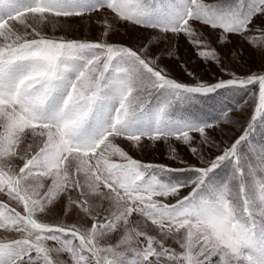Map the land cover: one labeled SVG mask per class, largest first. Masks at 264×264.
<instances>
[{
    "label": "snow or ice",
    "instance_id": "obj_1",
    "mask_svg": "<svg viewBox=\"0 0 264 264\" xmlns=\"http://www.w3.org/2000/svg\"><path fill=\"white\" fill-rule=\"evenodd\" d=\"M94 16L101 39L44 31ZM118 26L151 30L168 52L182 36L222 71L219 49L234 37L264 53V0H0V230L16 234L0 240V264H264V144L253 139L264 136V74L182 82L151 41L111 42ZM221 90L252 96L224 147L208 130L232 109L194 111ZM193 134L219 154L205 158ZM145 139L179 142L203 166L176 148L169 158L181 167L121 146ZM56 209L79 219L52 222Z\"/></svg>",
    "mask_w": 264,
    "mask_h": 264
},
{
    "label": "rangeland",
    "instance_id": "obj_2",
    "mask_svg": "<svg viewBox=\"0 0 264 264\" xmlns=\"http://www.w3.org/2000/svg\"><path fill=\"white\" fill-rule=\"evenodd\" d=\"M95 19L96 17L94 16L91 21L87 17L84 19L72 18L66 21L61 20L55 27L51 24L47 25L44 31L48 35H62L68 39H101V29L94 22ZM202 31H204L205 34L207 33V29H203ZM109 40L111 42L124 43L135 47H140L148 41H151L153 44L151 52L161 57L159 61L160 66L167 68L173 77L186 83H195L197 80L215 82L219 79H229L231 78L230 73H235L241 77L249 74H264V53L253 50L246 43H242L235 37L231 44L227 47L221 46L219 49L227 71H222L220 67L215 65L209 67L207 64L198 61L194 55V46H190L182 36L172 39L171 52L165 51L169 46L168 42L166 40L158 42V38L152 35L151 30H134L131 27L118 26L116 32L110 35ZM177 56L178 59L175 58ZM189 71L193 72L194 75H189ZM251 103V93L245 94L241 92L233 96L232 93H226L221 90L220 95L214 96L207 104L200 105L199 109H194V111H197V114L201 117L211 118L220 115L219 109L221 107L226 109L230 107L232 109V111L228 112L230 123H225L223 119H221L220 123L215 124L213 129L208 130L212 141L224 147L233 142L242 133L246 126V121L249 118V112L251 111L249 105ZM193 135H197L195 145L201 148L205 158H211L219 154L215 148L209 150L206 146H201V138L198 137V134ZM253 139L257 144H264V136H261L259 133H257ZM121 146L137 160L146 163L168 164L172 167H181L182 165L179 164L178 161H173L169 158L171 148H176L179 159L186 160L189 164L203 166L196 157L190 153L187 146L174 140H170L167 143L163 141L153 143L145 139L142 141V146L140 147L133 146L128 142H123ZM187 191L188 190H184L181 194L186 195ZM0 199H4V197L0 195ZM57 218L69 224L79 219L75 213L61 216L60 209H56L50 219H52V222H56ZM137 219L139 220L140 218ZM81 222L87 226L91 223V220L85 218ZM139 226L142 230L157 236L158 239L160 238L158 231L150 222H141ZM15 235L14 233L0 230V240L15 238ZM166 246L173 248L177 247L171 239L166 241Z\"/></svg>",
    "mask_w": 264,
    "mask_h": 264
}]
</instances>
